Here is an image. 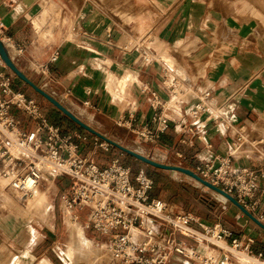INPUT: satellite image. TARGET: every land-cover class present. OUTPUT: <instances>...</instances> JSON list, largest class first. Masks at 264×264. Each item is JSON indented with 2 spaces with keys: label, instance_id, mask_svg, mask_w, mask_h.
<instances>
[{
  "label": "crops",
  "instance_id": "crops-1",
  "mask_svg": "<svg viewBox=\"0 0 264 264\" xmlns=\"http://www.w3.org/2000/svg\"><path fill=\"white\" fill-rule=\"evenodd\" d=\"M60 2L0 0V22L5 35L23 48L20 56L14 50H9V55L19 62V68L26 71L30 81L35 82L34 75L40 73L38 86L42 90L80 120L93 122L97 118L99 122L95 123L99 126L116 125L136 134L143 127L156 131V117L160 114L167 117V129L149 144L155 146L148 156L152 160H159L157 152L166 154L165 160L171 162L167 164L193 172L204 162L228 156L235 130L244 128L248 138L244 147L251 153L233 156L232 168L255 170L263 164L264 0H127L132 2V9L126 7L121 12L116 9L114 14L102 8L98 0H84L78 8L66 7L68 13L63 14L65 5ZM252 4L259 5L255 8ZM138 5L142 7L137 9ZM57 26H66L67 30L54 33ZM55 50L59 55L52 63L49 60ZM164 66L171 75L169 84L177 76L190 88L178 106L167 108L170 95L162 84ZM1 71L11 74L6 68H0ZM26 86L14 84L12 89L36 101L23 92ZM203 91L210 93L212 109L222 107L220 114L224 119L205 115L197 123L191 120L188 112L196 103V95ZM150 93L166 103L164 109L155 112L151 108ZM54 111L42 112L48 113L51 118L45 115L48 122L59 126L63 133L76 131L85 137V141L76 142L82 156H91L94 137L91 139ZM12 112L16 118L22 117L21 112ZM21 126L33 129L35 123L24 119ZM123 155L132 158L119 151V157ZM165 160H161L162 164ZM121 165L129 167L132 174L127 163ZM158 170L154 171L162 175L172 172ZM146 174L150 177L148 170ZM150 178L153 187L156 186V177ZM43 181L45 184L39 182L37 187L41 193L38 200L43 204L36 203L31 209L22 208L17 203L21 201L0 182V264H97L101 244H96L97 249L76 251L69 256L77 230L81 242L95 244L101 236L86 228L87 212L82 219L79 214L82 211L73 210L70 225L67 224L60 200L70 181L52 175ZM166 184L164 195H153L152 190L149 195L176 205L173 198L182 188L173 179ZM168 190L171 193L175 190L174 194ZM260 198L257 213L264 215V196ZM233 206L210 207L200 203L197 210L188 212L201 224H218L242 240L252 238L253 253L264 254V230ZM260 223L264 225V221ZM193 227L199 229L197 224ZM58 247H67L64 259ZM102 254V264H106V255ZM167 264L194 263L172 254ZM231 264L240 263L232 258Z\"/></svg>",
  "mask_w": 264,
  "mask_h": 264
},
{
  "label": "built area",
  "instance_id": "built-area-1",
  "mask_svg": "<svg viewBox=\"0 0 264 264\" xmlns=\"http://www.w3.org/2000/svg\"><path fill=\"white\" fill-rule=\"evenodd\" d=\"M0 41L8 54L9 50H14L16 56L22 54L23 48L5 35L2 22ZM58 55L55 50L49 61L55 62ZM0 68L5 69L1 60ZM170 76L168 67L164 66L162 84L170 96L181 99L190 88L177 76L169 84ZM12 84L11 74L1 71L0 177L6 181L7 188L20 196L21 202L31 198L44 179L42 176L68 178L70 185L61 197L60 209L62 213L86 210V228H92L105 238L109 264H167L172 254L194 264H231L232 258L238 262L245 259L252 264H264V254L252 251V238L242 240L218 224H201L191 213L151 198L149 194L154 183L143 170L132 176L130 168L121 165L118 159L112 160L106 168H100L94 161V153L82 156L76 140L85 141L86 138L76 131L63 133L59 126L49 123L36 101L14 91ZM150 96V105L155 112L165 108L166 103L155 93ZM13 110L21 112L22 117L16 118ZM221 111L222 107L212 112L210 93L203 91L196 95V103L188 113L197 123L205 115L224 119ZM24 119L34 122L35 127L23 128ZM156 120V131L143 127L136 132L137 138L152 143L164 133L168 118L160 114ZM131 127L129 124L128 128ZM247 139L244 128L236 129L231 149L236 145L244 146ZM93 145L94 152L97 148L108 151L110 147L98 137L93 138ZM231 149L228 156L204 162L196 166L193 173L232 196L263 222L264 215L258 214L257 210L260 197L264 196V162L255 170L247 167L234 170ZM200 246H203L202 250Z\"/></svg>",
  "mask_w": 264,
  "mask_h": 264
},
{
  "label": "rangeland",
  "instance_id": "rangeland-1",
  "mask_svg": "<svg viewBox=\"0 0 264 264\" xmlns=\"http://www.w3.org/2000/svg\"><path fill=\"white\" fill-rule=\"evenodd\" d=\"M59 1H61L60 2V5L61 6L62 5H65V6H62L63 7V14L64 13L65 14L68 13L66 7L77 6V8H78L81 4L84 3V0H59ZM89 1L91 2V0H89ZM121 1H124V3H121ZM126 1L127 0H102V1L101 0H98V2H100L99 4L101 5V7L104 8V9H106V10H109L110 12H112V14H114L116 12V9H118L119 12H121L126 7L132 9L131 8L132 2L130 3V2H126ZM94 5H96V4H94ZM120 5H122V6H120ZM222 5L225 6V3L223 2ZM256 5L257 6H255V4H252V6H254L255 8L258 7L259 4H256ZM140 7H142V5H138L137 6V9H140ZM262 7L264 8V4L262 5ZM76 12H77V10L75 11V14H76ZM66 30H67V27L66 26H57L55 28L54 33H59V32L61 33V32H65ZM146 56H149V55H146ZM12 61H13L14 65L16 66V68L22 74H24L27 77L26 71H22L19 68V66H18L19 65V62L14 61V59H12ZM3 66L5 67L4 64H3ZM6 69L11 73V76L13 78V84H12L13 86H14V84H17V85L19 84L20 85L21 83H23L10 69H8V68H6ZM34 76H36V81L35 82L33 81V82H34V84L37 87H39L38 85L41 83L40 82V78H41L42 75L40 73H37ZM23 92H25L29 96H33L36 99V102L39 104V106L42 109V111L48 110V112H55L54 110H56L57 112H59L54 106H52L46 100H45V102H43L42 101L43 97L40 96L39 94L35 93L28 86L23 87ZM44 92L48 94V92H46V91H44ZM46 103L49 104V105H47ZM45 115L48 118L50 117L48 113H46ZM73 115L75 116V114H73ZM59 116H61V118H63V119L67 118L62 113H60ZM49 119H51V118H49ZM81 121L83 123H85L86 125H88L90 128H92L94 131H96L97 133H99L100 135L106 137L107 139H109L111 141L116 142L117 144H119L120 146H122V147H124V148H126L128 150H131V151L136 152V153H138L140 155H143L144 157H147L148 158L150 152L155 147V146L149 145L150 143H146V142L138 139L137 138V135L135 133H133V132H131L129 130H125V129L121 128V127H117L116 125L102 124V126H99L97 123H95L97 121L99 122V120L97 118H95V120L93 122H88L84 118H82ZM70 122L72 123L71 120H70ZM80 130L86 132L85 130H83L81 128H80ZM86 133L88 134V136H90L91 139L93 137H95L94 135H92V134H90L88 132H86ZM92 142H93V140H92ZM93 147H94V145H93ZM119 151L120 150L116 149L115 147H113L111 145H110L108 151H103V150L97 148V149H95L93 158H94V161L96 162V164L99 165V166H101V167L102 166L109 165V163H110V161L112 159L118 158L120 164H126L127 163L131 167V169H132V175H135L137 173V171H138V168H140V167L143 168V170H144L145 173H147V170H148V175L150 177H152V176L153 177H156V180H157L156 186L154 185V187L152 188V194L153 195L154 194L156 195L158 193H163L162 195H164V193L167 191L166 190L167 189L166 186H168V184H166L167 181H170L172 179L175 180L176 182H178L180 184L179 185L180 188H182L181 193L179 191L180 194L178 196L176 195L175 198H173V196H172L173 200L176 203V205H173V206L177 207L179 210H182L184 212H188V211H191L192 212L193 210L194 211L197 210V207L196 206L199 207V204L200 203L206 204V205H208L210 207H213V205L214 206L224 205L226 207L233 206L229 201H225V204H223V202L219 200L218 196H216V194H214L210 189L204 187L199 182L193 180L192 178H190V177H188V176H186V175H184L182 173H179V172H169L167 175H162V173H158V172L154 171L153 169H150L149 167L147 169V167H144V165H142L141 163H138L139 161L134 160L133 157L132 158H129V157H125L124 155H123V157H119ZM167 163H171V162L168 159H166L163 162V164L169 165ZM178 167H181V166H178ZM43 180L41 182H42V184H45ZM174 191L175 190H173L172 193H171V191L168 190V192L171 193V194H174ZM177 191H178V189H176V192ZM9 195L15 200V198L13 197V195H11V194H9ZM40 195H41V193L38 191V194L36 195L35 200L32 201L29 204V206H28V201L25 202V203H23V202H20L19 203L17 201L16 202L22 208H25V206H27L28 209H31V207H33L36 203L43 204L42 201H39L38 200V198H39ZM168 196H169V194H168ZM14 200H12V201L15 202ZM166 202H168V201L166 200ZM79 214H80V216H81L82 219L85 218L86 210L85 211H82V212H79ZM240 214L243 217L246 218L245 215H243L242 213H240ZM65 235L66 234L62 235V237L64 239H65ZM99 237H100V238H98L99 240H96L98 242H96L95 244H93L96 248H99V246H97L96 244H101L102 242H105L106 241L104 237H102V236H99ZM65 245H66V242H65ZM58 248H59L58 249L59 254L64 259V256H65L67 247L66 248L58 247ZM100 253H101V256L99 255V260H98V263L97 264H102V261H103L102 251H100Z\"/></svg>",
  "mask_w": 264,
  "mask_h": 264
},
{
  "label": "water",
  "instance_id": "water-1",
  "mask_svg": "<svg viewBox=\"0 0 264 264\" xmlns=\"http://www.w3.org/2000/svg\"><path fill=\"white\" fill-rule=\"evenodd\" d=\"M0 60L5 65L6 68L10 69L24 84L29 86L35 93L42 96L48 103H50L52 106H54L60 113H62L65 117H67L69 120H71L74 124H76L81 129L85 130L86 132L94 135L95 137H98L102 141L108 143L109 145L115 147L116 149L120 150L121 152L135 158L136 160L140 161L141 163H144L152 168L164 170V171H172V172H179L182 173L193 180L199 182L204 187L210 189L211 191L215 192L216 194L222 196L225 198L226 201H229L232 205L237 207L240 212L245 215L247 218L252 220L255 224H257L262 230H264V225L260 223L255 217H253L249 212H247L232 196L226 194L221 189L211 185L210 183L202 180L200 177H198L195 173H193L190 170H187L182 167L178 166H170L165 165L162 163H157L152 161L151 159L144 157L143 155H140L136 152H133L131 150H128L119 144H117L114 141H111L107 139L106 137L100 135L96 131H94L92 128H90L88 125L83 123L78 117L74 116L69 110H67L60 102H58L56 99L45 93L42 89L37 87L34 83H32L24 74H22L14 65L12 59L10 58L7 50L3 46L2 42L0 41Z\"/></svg>",
  "mask_w": 264,
  "mask_h": 264
},
{
  "label": "bare ground",
  "instance_id": "bare-ground-1",
  "mask_svg": "<svg viewBox=\"0 0 264 264\" xmlns=\"http://www.w3.org/2000/svg\"><path fill=\"white\" fill-rule=\"evenodd\" d=\"M179 102H180V99L178 96H174V95H171L169 97V100L167 101V108H169L170 106H178L179 105ZM215 110L212 109V112H214ZM233 155L237 158L239 155H242V154H247L249 155L251 153V151L247 148H245L244 146L242 145H236L234 148L231 149ZM158 155V158L159 160H156L153 158H151L152 161L154 162H157V163H162L161 160H165V157H166V154H162V153H159L157 152L156 153ZM150 159V158H149ZM42 178H45V176H42ZM0 182L4 185H6V181L0 177ZM28 183H30V181H28ZM213 192V191H212ZM11 193L13 195H15V197L20 200V196L18 194H15L14 192L11 191ZM38 193V189L36 188L33 192V195L31 196V198H28L25 202L28 201V204H30L32 201L35 200L36 198V195ZM214 194H216L215 192H213ZM216 196H218L219 200L222 201V202H225V198L216 194ZM6 201L10 202L8 199H6ZM5 201V202H6ZM12 202V201H11ZM24 202V203H25ZM14 207H15V204H14ZM17 208V207H16ZM15 208V210H16ZM35 209H37V206L35 207ZM12 211V210H11ZM19 211H14V213H18ZM13 213V214H14ZM66 214L65 218H66V222L68 225H70V218H71V215H70V212L69 213H64V215ZM145 221H147L145 219ZM74 237H75V243H74V246H73V249H69V256L71 254H73L74 252H82V251H89V250H93V249H97L93 244L89 243V242H85V241H82L80 240V232L77 230V233L75 232L74 233ZM100 250L105 253L106 255V264H109L108 262V258H107V249H106V246H105V243L102 242L101 245H100ZM239 263L240 264H252V261L250 260H245V259H240L239 260Z\"/></svg>",
  "mask_w": 264,
  "mask_h": 264
},
{
  "label": "trees",
  "instance_id": "trees-1",
  "mask_svg": "<svg viewBox=\"0 0 264 264\" xmlns=\"http://www.w3.org/2000/svg\"><path fill=\"white\" fill-rule=\"evenodd\" d=\"M66 119V118H65ZM154 170H157V169H155V168H153ZM158 171H162V170H158Z\"/></svg>",
  "mask_w": 264,
  "mask_h": 264
}]
</instances>
